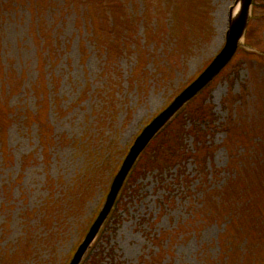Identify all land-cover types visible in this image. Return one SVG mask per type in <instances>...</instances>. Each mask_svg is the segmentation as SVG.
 <instances>
[{"label":"rangeland","instance_id":"rangeland-1","mask_svg":"<svg viewBox=\"0 0 264 264\" xmlns=\"http://www.w3.org/2000/svg\"><path fill=\"white\" fill-rule=\"evenodd\" d=\"M1 1L0 264H70L132 142L224 46L237 0ZM246 26L77 264H230L228 246L264 262V0Z\"/></svg>","mask_w":264,"mask_h":264},{"label":"water","instance_id":"water-1","mask_svg":"<svg viewBox=\"0 0 264 264\" xmlns=\"http://www.w3.org/2000/svg\"><path fill=\"white\" fill-rule=\"evenodd\" d=\"M241 9L237 17L233 20L231 28L226 38V43L222 50L216 55L212 62L205 68V70L194 80L188 87H186L173 102L163 110L156 118H154L136 138L129 153L127 154L122 166L116 175L110 192L108 194L105 205L100 212L99 216L91 226L84 241L76 251L70 264H77L81 254L88 246L93 236L96 234L101 222L103 221L108 209L110 208L114 197L121 186L123 179L125 178L128 170L132 166L133 162L140 154L142 149L147 145L151 138L163 127V125L170 119L171 116L193 95H195L231 58L236 48L241 44L240 38L244 32L248 9L251 4V0H241Z\"/></svg>","mask_w":264,"mask_h":264},{"label":"trees","instance_id":"trees-1","mask_svg":"<svg viewBox=\"0 0 264 264\" xmlns=\"http://www.w3.org/2000/svg\"><path fill=\"white\" fill-rule=\"evenodd\" d=\"M27 1V0H26ZM0 2H2L1 0H0ZM24 6H26V5H24ZM253 6H254V3H253ZM3 7H4V2H2V3H0V10H3ZM239 52V51H238ZM243 55H245V56H247V57H249V55H256V53L255 52H250V51H244V54ZM259 57H261V56H259ZM190 103H191V101L189 102V104H187V106L188 105H190ZM186 106V107H187ZM185 107L181 110V113L180 114H182L185 110ZM190 112H192V110L191 109H188V111H187V113H190ZM179 114V113H178ZM177 114V115H178ZM176 115V116H177ZM175 116V117H176ZM177 118V117H176ZM187 120H189V121H191L192 119L191 118H187L186 119V121ZM193 121V120H192ZM198 122V124H204V121H197ZM186 123V122H185ZM169 126H166V128H164L160 133H159V135L156 137V140H157V147H156V149L155 150H164L165 152H169L170 150H171V147H170V145H169V143H170V139H171V137H170V129H168V130H166L167 128H168ZM227 131H229V128H227ZM160 137V138H159ZM159 138V139H158ZM155 140V141H156ZM246 142L247 141H245V143L243 144V142L241 141V144L243 145V146H245V144H246ZM150 147H148V149H149ZM151 149V148H150ZM171 152V151H170ZM146 153V152H145ZM230 154H231V152H230ZM147 156V155H146ZM231 156H232V154H231ZM147 161H148V159H147ZM158 165H160L159 164V160L158 161H156V160H154V164L152 163V162H150V161H148V166L150 167V168H153V169H155V168H157L158 167ZM160 167V166H159ZM248 242V240H246V243ZM231 252V246H228L227 248H222V259L224 260V262H229L230 264H245L244 262H243V259H244V256H243V253L241 252V254H239V258L237 259V260H235V261H230L229 260V253ZM249 262V261H248ZM248 264V263H247ZM250 264H264V262L262 261V262H260V260L259 259H255V260H251L250 259Z\"/></svg>","mask_w":264,"mask_h":264},{"label":"bare ground","instance_id":"bare-ground-1","mask_svg":"<svg viewBox=\"0 0 264 264\" xmlns=\"http://www.w3.org/2000/svg\"><path fill=\"white\" fill-rule=\"evenodd\" d=\"M241 2H242L241 0H237L235 7L230 12L232 21L237 17V15L241 9ZM240 41H241V38H240Z\"/></svg>","mask_w":264,"mask_h":264}]
</instances>
